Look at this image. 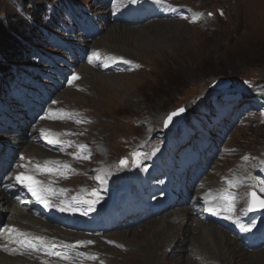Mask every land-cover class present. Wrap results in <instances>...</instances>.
<instances>
[{
    "label": "rangeland",
    "instance_id": "rangeland-1",
    "mask_svg": "<svg viewBox=\"0 0 264 264\" xmlns=\"http://www.w3.org/2000/svg\"><path fill=\"white\" fill-rule=\"evenodd\" d=\"M53 1L0 0V39L12 41L7 46L20 55L22 48L17 36L32 30L18 27L12 32L13 26L16 27L15 19H22L29 10L33 13L42 10L43 5ZM130 4V0H111L104 11H110L114 5L125 10ZM169 8L184 15L141 27L108 23L105 31L90 44L101 62L85 65L102 80H93L92 73L85 71L83 66L80 71L84 78L78 82V90L68 89L61 94L59 100L66 110L81 112L91 121L76 134V139H72L71 150L79 158L72 164L80 173L67 182L73 194L89 193L95 197L92 195L95 192L103 199L109 180L115 182L122 172L137 166L139 159H147L148 154L164 146L166 141L157 140V132L164 129L171 113L185 109L188 126L192 120L206 115L200 107L206 106L204 102L208 97L222 91L213 90L220 81L229 82L232 92L264 93V0H171ZM112 28L122 29L118 31L121 39L110 36ZM122 32L136 37L123 38ZM2 39L0 73L11 56L10 52L5 53ZM259 113L262 111L229 132L222 153L211 164L204 181L206 189L213 187L216 196L231 194L233 210L226 213L241 223L248 215L251 190L256 189L264 196L260 187L262 180L255 175L256 165L264 166V122L256 119ZM83 144L86 146L84 153ZM52 156L57 157L53 161L70 163L66 155L54 152ZM121 161L125 163L122 165ZM260 176L264 178V167ZM232 177L242 182L236 192L231 184ZM99 188L102 192L97 193ZM223 204L226 208L225 201ZM53 208L58 209L56 205ZM177 211L129 230L95 233L104 235L101 237L83 234L88 241L85 243L88 245L91 240L94 245L81 248L71 264H223L222 261H227L226 264H264V248H251L247 239L224 231L232 242L228 244L231 248L227 245L223 249L236 251L234 256H226V260L219 255V245L217 251H213L202 240L196 243L194 238L198 237V231L195 228L201 223H197L191 210L186 212L189 214L184 222L172 220ZM34 220L45 224L41 218ZM164 221L171 222L172 228L159 239L158 231L166 232L165 225L162 227ZM263 224L264 219L257 222L258 226ZM203 225L219 229L211 222ZM253 254L259 257L251 263L249 258ZM49 259L37 256L30 262L47 264Z\"/></svg>",
    "mask_w": 264,
    "mask_h": 264
},
{
    "label": "bare ground",
    "instance_id": "bare-ground-1",
    "mask_svg": "<svg viewBox=\"0 0 264 264\" xmlns=\"http://www.w3.org/2000/svg\"><path fill=\"white\" fill-rule=\"evenodd\" d=\"M118 31L121 32L122 29L121 28H112V30L110 31V36L113 37L114 39H118V38L121 39L122 37H120V35H119L120 33ZM122 33L123 34H121V35L122 36L124 35L123 38H126L127 35H130L133 39H135V37H136V36H133V34H131V33L128 34V32H122ZM127 38H129V37H127ZM108 44H109V42H108ZM120 50L122 51V49H120ZM115 53H117L120 56L124 55V53L120 52V51L119 52L116 51ZM84 68H85V71L89 70V73H92L93 80H97V82H100L102 80V78L98 74H95V72H93L90 68H88V66H84ZM18 149H19L21 154H27L28 157H33L37 154H40V156L45 157V153L43 152V150L41 148L37 147L36 145L31 144V142H29V141H23L22 143H20ZM171 206L172 205H170V207ZM0 207H1L0 213L4 216L8 215L9 220L7 222H9V223L18 224V225L25 223L26 229L41 231L39 233H42V234H49V232H56V235H58L60 237H62V235H63L58 230L50 231V229H48V227L45 224H43L41 220L40 221L34 220V218L29 216L28 214H26L25 211L18 209V207L16 206V203L10 199L8 192H6L5 190H3L1 188H0ZM51 211L61 213L59 211V209H55V208H53ZM186 212H190V211L189 210H187V211L183 210V208L178 209V211L176 213H174V215L172 216L171 219L172 220L173 219H176V220L179 219V220H182L184 222L186 215L189 214ZM164 225H165L166 232L164 231L165 233H163V231H158L157 234L159 236V239H161V237H165L167 231L172 228L171 222H169V221H164L163 226H162L163 228H164ZM207 227L208 226L201 224L195 228L196 231H198V237H195L194 241L197 243L198 240H200V241L202 240L207 246L211 247L213 249V251L219 245V247L221 248V252H219V255L221 257L225 256V258H224L225 260L227 257L230 258V257L234 256L235 252H236L234 249H231L233 252H231L230 249H223L228 244L230 245V243L232 242L230 240L231 238H228L226 236V234L223 233V231H221L215 227H212V228H207ZM63 237H64V235H63ZM229 247L231 248V246H229ZM236 247L239 248L238 246H236ZM215 251H217V250H215ZM37 256H39V255L36 252H27L24 255H21L18 257L8 256L6 253H4L2 250H0V264H31L32 262H30V259L31 258L35 259V257H37ZM40 257H43V256L40 254ZM258 257H259V254L251 255L249 258L250 262L251 261L253 262V260L254 261L257 260ZM226 262L222 261L223 264H226Z\"/></svg>",
    "mask_w": 264,
    "mask_h": 264
},
{
    "label": "snow or ice",
    "instance_id": "snow-or-ice-1",
    "mask_svg": "<svg viewBox=\"0 0 264 264\" xmlns=\"http://www.w3.org/2000/svg\"><path fill=\"white\" fill-rule=\"evenodd\" d=\"M133 2H135V0H133ZM73 79H78V77H73ZM180 112L183 111V109H180L179 110ZM178 113H172L171 115H169L167 121L165 122L166 126H167V123L169 121L172 120L173 116L177 115ZM43 134V133H42ZM48 139V143H55L56 141L54 139H51V138H47ZM84 146H81V148H83ZM125 162L124 161H121V164L123 165ZM37 168L42 171V172H52L54 171V169H51V168H47V167H44V168H40V166L38 165ZM15 180L17 183H20L21 185H23L24 187H26L28 189V191L40 202L42 203H45V206H48L47 203H46V198L42 195L43 192H46V191H51V189H46L42 186L41 184V181L35 179L33 176H30V175H27V174H24V173H21L19 175H17L15 177ZM231 186V184H230ZM92 195L94 196H97V194L94 192L92 193ZM252 199H251V202L249 203L248 207H247V211L248 212H253V211H256L257 209H264V200L260 199L255 192L251 193L250 194ZM218 199L220 200H223L226 202V208L225 210L226 211H229L231 212L233 210V198L231 196L230 193H224V194H221ZM99 200V197L97 196V199L96 201H86L85 203H88V204H93V203H96L98 202ZM206 203L208 202L207 200L205 201ZM219 207H222V205H214L213 207H210L208 210L209 211H214L215 208H219ZM60 211L64 212V211H71V212H75L77 211V208L75 207H62L60 208ZM242 229L243 230H246V231H251L252 228L254 227V225L252 224H249V225H241ZM29 245L32 244L31 241H28ZM89 243H92L91 241ZM56 255L60 256L61 254L60 253H56Z\"/></svg>",
    "mask_w": 264,
    "mask_h": 264
},
{
    "label": "trees",
    "instance_id": "trees-1",
    "mask_svg": "<svg viewBox=\"0 0 264 264\" xmlns=\"http://www.w3.org/2000/svg\"><path fill=\"white\" fill-rule=\"evenodd\" d=\"M35 14H36V13H34L33 15L35 16L36 19H38V16L35 15ZM33 15H32V16H33ZM34 16H33V17H34ZM15 20H16V21H15V22H16V23H15V26H16V27L13 26L12 31H15L18 27H20L22 30L25 29V28H29V23H28L25 19H19V20L15 19ZM1 39H2V38H1ZM1 39H0V41H1ZM8 40H9V39H8ZM2 41L4 42V44L2 45V47H3L4 50H6L5 53L10 52V51L12 50V47L7 46V44H12L13 42H12V41H10V42H6L4 38L2 39Z\"/></svg>",
    "mask_w": 264,
    "mask_h": 264
},
{
    "label": "water",
    "instance_id": "water-1",
    "mask_svg": "<svg viewBox=\"0 0 264 264\" xmlns=\"http://www.w3.org/2000/svg\"><path fill=\"white\" fill-rule=\"evenodd\" d=\"M220 82H222V81H220ZM219 85H220V84H217V86H219ZM228 85H229L228 82H227L226 84L223 83V84L221 85V87H222V88H227V87H229ZM182 118H183V115H181V116L178 118V120H181ZM178 120H177V121H178Z\"/></svg>",
    "mask_w": 264,
    "mask_h": 264
}]
</instances>
